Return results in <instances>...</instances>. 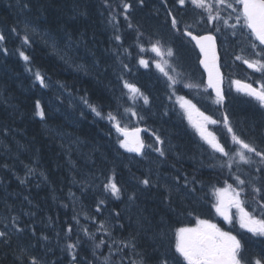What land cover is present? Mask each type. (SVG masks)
Segmentation results:
<instances>
[{
  "label": "trees",
  "instance_id": "1",
  "mask_svg": "<svg viewBox=\"0 0 264 264\" xmlns=\"http://www.w3.org/2000/svg\"><path fill=\"white\" fill-rule=\"evenodd\" d=\"M173 19L177 21L175 27ZM217 27L219 22L208 21L206 12L202 17L200 9L190 3L182 6L177 0H0V35L4 36L0 40V212L8 219L16 218L22 226V229L2 230L0 225V232L6 233L0 237V264H32L31 253L38 256L42 252L39 248L42 236L58 239L66 246H77L73 248L75 258L59 246L47 257L42 252L40 258L46 260L44 264L53 258V264H104L99 256L105 253V247H94L101 243L100 238L88 237L83 232L79 225L82 218L74 200L77 205L85 206L88 214L101 216L108 210L119 231L114 236L122 234L123 240L131 241L125 234H134L136 242H131L134 248L118 251L113 264L130 262L131 252L139 264H164V261L174 264V253L166 244L165 231L171 234L172 229L186 225L189 220L196 222L197 218H203L195 209L208 208L204 193L201 191L189 201L169 190L156 189L159 183L155 177L145 176L147 166L138 169L140 163L123 162L114 144L118 138L115 123L124 109L115 84L127 79L154 103L169 97V103L175 105L176 96L190 97L204 109H214L215 101L195 62L196 50L183 36L182 29L205 32ZM219 29L224 34L226 28ZM228 35L229 39L218 36L222 67L229 78L227 84L235 79L256 83L264 74L250 69L244 61L260 59L256 53L261 47L241 27L231 29ZM157 40L165 48H171L174 55L160 58L151 52V45ZM252 44L258 47L254 50ZM141 48L146 51L141 52ZM21 52L29 58L27 61ZM142 58L148 61V69L138 66L136 60ZM71 59L85 64L83 71L69 66L67 60ZM157 60L171 63L175 69L173 77L179 81L175 86L167 83L159 87L163 80L152 69ZM34 70L53 87L41 85ZM67 94L87 100L101 115L72 104ZM250 100L253 99L227 93L224 106L228 107L226 110L236 124L220 122L211 126L226 150L236 147L232 141V135L236 134L245 141L247 137L255 140L261 147L257 150L264 152L263 127L261 123L256 125L257 120H264V113H255L254 105L256 108L259 105ZM162 104L160 101L155 105L156 110H160ZM218 109L208 111L214 112L212 115L216 118ZM221 110L225 112L224 108ZM109 114L116 117V121L110 120ZM160 119L158 126L171 139V150L163 155L167 160L164 164L169 167L166 170L160 167L158 173L168 174L177 166L187 173L185 183L190 182V186L196 182H223L238 173L248 182L243 186L245 198L255 205L264 204L261 199L264 191H253V188L264 190V161L260 157L249 154L250 164L239 163L237 168L234 163L229 170L222 167L225 160L219 164L202 152L189 131L175 119ZM244 119L251 120V125L243 122ZM241 122L247 137L241 133ZM229 127L233 132L228 131ZM2 149L6 153H2ZM196 155H200L199 160L190 158ZM32 161L38 165L36 180L27 178V167L34 166ZM118 165L121 167L117 168ZM241 167L248 170L242 171ZM145 179L148 185L143 183ZM110 183L120 188V197L121 189L125 194H136L130 211L125 209L129 202L122 206L115 203L112 209L108 208V201L113 198L105 185ZM137 190H142L141 197ZM147 193L151 198L142 202ZM24 200L27 205L23 204ZM20 206L27 211L19 209ZM218 223L223 226L222 221ZM258 249L264 255V247Z\"/></svg>",
  "mask_w": 264,
  "mask_h": 264
},
{
  "label": "snow or ice",
  "instance_id": "2",
  "mask_svg": "<svg viewBox=\"0 0 264 264\" xmlns=\"http://www.w3.org/2000/svg\"><path fill=\"white\" fill-rule=\"evenodd\" d=\"M177 2L184 6L186 3H190L195 8L201 10V16L203 13H207L208 21L220 22L223 20L224 24H227V19H224L220 15V6H225L231 9L232 13H235V24L231 25L233 29L239 25L243 29L248 30V35L259 42V46H264V0H212V3H208L207 0H177ZM129 5H125V8ZM213 12L216 14L213 15ZM231 13H229V19H231ZM242 22V23H241ZM177 21L173 19L172 24L175 27ZM131 26V25H130ZM216 31H220L217 27ZM235 31L233 35H235ZM191 36L192 40L196 42L200 52L203 53L204 58L200 61L204 65L208 73V87L216 90L218 101L222 99L219 83L220 73L217 65V53L215 37L213 35L193 36L191 32L187 33ZM4 36L0 35V40H3ZM119 39V37H116ZM255 50L258 46L256 44L251 45ZM141 52L146 49L141 48ZM151 52L155 53L156 56L163 58L165 55L172 57L174 55L171 48H165L161 41L157 40L151 45ZM260 59L250 61L245 60L244 63L249 68L254 69L257 72L264 74V47H261L259 53ZM24 60L29 58L21 52ZM240 59V57H237ZM139 63L144 67H148V61L140 59ZM156 68L167 77L170 82V86H175L179 81L170 75L171 72H175V69L165 61L163 64L157 61L155 63ZM36 79L40 81L41 85H44V79L39 73H36ZM238 90L245 91L249 96L254 97L262 106H264V85H261L259 89L252 87L250 84L241 85L240 81H236ZM186 87H192V85H185ZM125 87L129 89L130 93L138 94L139 89L134 85L125 83ZM181 107L185 109L190 123L199 133L201 138L217 153L222 154L223 157L227 158L224 161L222 167H227L229 170L233 168L235 163L237 168L239 163L250 164L251 155L253 154L260 157L264 161V152L258 151L257 148L242 139L240 136L233 134L232 141L236 146L233 150H226L225 146L222 145L216 138V136L209 132L206 124H215L217 121L212 120L210 117L205 116L202 112L196 109V106L191 101L185 100L184 97H180ZM144 103H148V98L144 97ZM92 111L96 112L99 116L101 115L95 108ZM127 111V110H126ZM193 111L196 113V118H193ZM41 116L43 112L39 113ZM135 114V113H133ZM110 120L116 121V117L109 114ZM225 123L227 124V117H225ZM116 130L120 132L124 139L120 141V146L127 149L129 152L140 153L144 148V143L140 140L138 133L139 129L130 132L127 128H122L119 121L115 123ZM228 131L233 132L232 128L229 127ZM159 140V137H157ZM159 151V149H157ZM161 155L164 153L161 151ZM238 158V161H237ZM237 187H233L231 184H226L223 188L215 190V203L212 205L215 212L223 217L224 221L228 224L233 223L235 218L241 229H245L248 233L253 236L264 237V204L258 203L257 208L252 211L247 210L246 201L241 198V193L244 191V185L247 183L245 180L240 179L237 175L235 176ZM145 185L149 184V181L145 179L143 181ZM106 189H110L112 194L119 196L120 189L115 183L105 185ZM256 193H261L262 189L253 188ZM264 199V196L261 197ZM235 209V213H233ZM259 211V216L257 215ZM103 227V225H101ZM70 231V229H69ZM6 233L0 232V237L5 236ZM103 243V241H101ZM76 245L69 244V249L75 248ZM99 247V245H97ZM175 252L182 258L184 264H248V260L244 255V247L241 240L233 235L230 231H224L217 224L212 223L209 220H202L197 218L195 227H181L176 230L175 233ZM32 264H39V261L35 258L32 259ZM164 264H168L164 261ZM255 264H261L259 260L255 261Z\"/></svg>",
  "mask_w": 264,
  "mask_h": 264
},
{
  "label": "rangeland",
  "instance_id": "3",
  "mask_svg": "<svg viewBox=\"0 0 264 264\" xmlns=\"http://www.w3.org/2000/svg\"><path fill=\"white\" fill-rule=\"evenodd\" d=\"M227 2H229V0H227ZM229 13H231V16L234 18L235 17V13H232V11H231V9H229ZM216 13H214L213 15H215ZM232 19V18H231ZM221 21H223V20H221ZM229 22V21H228ZM228 24V23H227ZM227 24H224L223 22H222V25H227ZM30 27V26H29ZM31 28V30L34 32V33H37V31H36V29H34V28H32V27H30ZM41 36H43V35H41ZM62 56H63V58L65 57V54H62ZM158 57V56H157ZM68 62H69V66H71V67H74V68H84V65L85 64H77L75 61H73L72 59L69 61V60H67ZM157 61H159V60H157ZM67 62V63H68ZM76 63V64H75ZM76 65V66H75ZM263 80H261V82H262ZM264 84V83H263ZM127 91H128V99L130 100V101H135V95L136 94H133V93H130L129 92V89L127 88ZM185 99V98H184ZM176 102L178 103V107L177 108H179L180 110H181V113H185V115H183L184 116V118H185V120L187 119L188 120V123H189V126L192 128V131L195 133V135H196V138H197V140L199 141L198 143H200V145L199 146H201V147H203V149H205V151L206 152H210V153H214L215 151L201 138V136L199 135V133L196 131V129L193 127V125H192V123H190V121H189V119H188V115H187V113H186V111H185V109H183L180 105H181V101H180V97H177L176 99ZM186 100V99H185ZM76 101H79V100H76ZM262 106V105H261ZM263 108H264V106H262ZM139 109V107H138V105H136V104H132V103H130V105H129V107H128V112L129 113H135L134 114V117H136V111ZM153 112H154V108H152L151 109ZM157 115H159L158 113H157ZM193 118L195 119L196 118V113H195V111H193ZM173 123H175L173 120H171ZM206 127H207V124H206ZM252 143H253V141H252ZM6 151V150H5ZM214 151V152H213ZM216 153V152H215ZM197 157H198V155H196ZM46 157H48V155H46L45 156V158ZM197 157H190L191 159H198L199 160V158H200V155H199V157L197 158ZM189 157H188V159H190ZM148 160H145V162H147ZM149 163H152V164H157V165H159V164H161L162 162H156V160H152V161H150ZM23 168H25V165L23 166ZM22 168V169H23ZM28 168V170L26 171V173H27V178H33L34 180H36L37 179V174H35V168H33V167H27ZM149 168V167H148ZM148 171H151V172H154L156 175H154V177H155V181L157 182V183H159V185H160V187L162 188V190H165V191H167V190H169L171 193H179V195L180 196H182V197H187V195L185 194V192H183L182 193V191H183V188H181L179 185L180 184H182V181H180V180H177V179H175L174 177H172V176H169L168 174H159L158 172H157V170H155V167L154 166H152V167H150L149 168V170ZM157 172V173H156ZM153 173V174H154ZM153 174H152V176H153ZM180 183V184H179ZM218 188H222V187H217V188H214L215 190L216 189H218ZM215 190H211V191H208L207 192V194L209 195V197L211 198V201H210V206H211V208L212 209H214V207L212 206L214 203H215V195H214V193H215ZM137 192V194H139V196L141 197L142 196V190H137L136 191ZM6 193H9L8 191L6 192ZM151 197L149 196V194L147 193V195L146 196H143L142 197V202H144V201H148L149 199H150ZM1 201V200H0ZM3 201H4V199H2V203H3ZM74 203H75V205L76 206H78V208H79V210H80V214L82 215V220L79 222V223H82V222H85L84 224H83V226H84V228L86 229V230H90L91 228V225L92 224H95L96 225V228H93V231L95 232V233H99V234H101V235H104V232H107L108 231V228H109V226H110V222L109 221H105V220H95V218H92L91 217V215L90 214H88L87 213V211L85 212V206H82L80 203L77 205L76 204V201L74 200L73 201ZM1 203V204H2ZM24 205H27L28 203H27V201L26 200H24V203H23ZM133 203L132 202H129V204L128 205H125V209L126 210H128V211H130V208L133 206L132 205ZM19 209H22L23 211H27V209H25V208H23V207H21L20 206V208ZM14 209H11V211H13ZM7 214V213H6ZM14 221H16V218L15 219H13L12 217L10 218V219H8L6 216H5V214L4 213H2V212H0V223H2L3 224V228L5 227V228H7V229H9V230H11V229H15L14 228V225L15 226H17L18 225V223H16V222H14ZM13 222H14V224H13ZM5 223H7L8 225H7V227H6V224ZM101 225H103V227H101ZM111 225H112V223H111ZM142 235H144V234H142ZM144 236H146V235H144ZM115 239H117V238H112V240H115ZM130 240H125L124 242H129ZM43 242H44V245L46 244V246H49L48 248H50V247H52V249L54 248V245L55 246H58L59 244H58V242H56V241H50V240H43ZM120 243H121V241H117V245H120ZM129 245H128V248H131V246H132V244H131V242H129L128 243ZM110 245H114V243H112V244H110ZM46 247H44L43 249H45ZM61 249V248H60ZM52 252V251H51ZM50 252V253H51ZM49 252H48V250H46V252H45V256L48 254ZM40 256L41 255H35V252L34 253H31V259H33V258H35L36 260H38L39 261V264H44L43 263V261H46L45 259H43V258H40ZM40 259V260H39ZM52 261L53 260H51V262H48L47 264H53L52 263ZM135 264V263H134Z\"/></svg>",
  "mask_w": 264,
  "mask_h": 264
},
{
  "label": "bare ground",
  "instance_id": "4",
  "mask_svg": "<svg viewBox=\"0 0 264 264\" xmlns=\"http://www.w3.org/2000/svg\"><path fill=\"white\" fill-rule=\"evenodd\" d=\"M79 4V3H78ZM100 6V5H99ZM29 11V10H28ZM137 11V10H136ZM141 11V10H140ZM138 16H140V15H138ZM79 17V16H78ZM71 18V17H70ZM68 19V18H67ZM19 24V23H18ZM67 28V27H66ZM47 35V34H46ZM64 35V34H63ZM48 36V35H47ZM99 39V38H98ZM50 40V39H49ZM59 41V40H58ZM70 43V42H69ZM46 44V43H45ZM63 44V43H62ZM51 47V46H50ZM56 47V46H55ZM63 47L65 48V45L63 44ZM63 47H61V48H63ZM67 47V46H66ZM75 47V46H74ZM68 48V47H67ZM72 48V47H71ZM70 49V48H69ZM53 50V49H52ZM67 51H69V50H67ZM78 52V51H77ZM64 53H69V52H66L65 50H64ZM49 54V53H48ZM76 54H78V53H76ZM81 54V53H80ZM50 55V54H49ZM62 55V54H61ZM52 56V55H51ZM62 57V56H61ZM83 57V56H82ZM66 60V59H65ZM64 61V60H63ZM65 62V61H64ZM118 63H121V62H118ZM87 68V67H86ZM87 72V71H86ZM158 95V94H157ZM160 96L158 95V98H159ZM156 98V97H155ZM157 98V99H158ZM159 102L160 101H157L156 103H154L153 104V106H152V108H154V113H156V111H157V113L159 114L158 115V119L159 120H161L160 118H163V117H168V118H170V119H174V114H173V110H172V108H173V106L170 104V105H168L166 102H163V104H162V106H161V109L160 110H156L157 108H156V106L155 105H159ZM161 105V104H160ZM15 106V105H14ZM68 106V105H67ZM172 107V108H171ZM174 109V108H173ZM175 111V110H174ZM247 111V110H246ZM249 111V110H248ZM229 114L230 116H231V114H230V112H228V110H226V114ZM248 113V112H247ZM251 114V113H250ZM254 114V113H253ZM73 115V114H72ZM248 116V115H247ZM246 116V117H247ZM253 116V115H252ZM249 117H247V119H248ZM256 118V117H255ZM157 119V120H158ZM251 119H253V118H251ZM175 120H176V113H175ZM245 120V119H244ZM254 120V119H253ZM252 120V121H253ZM249 121H251V120H249ZM249 121H247V120H245V121H243V122H246V123H248V124H250L251 125V123L249 122ZM252 123H254V122H252ZM261 123V121H258L257 120V123H256V125L257 124H260ZM254 125V124H253ZM256 125H254V126H256ZM257 127V126H256ZM79 129V128H78ZM173 130V129H172ZM45 134V133H44ZM38 138V137H37ZM91 138H93V137H91ZM97 138V137H96ZM95 138V139H96ZM166 138H167V141H168V146L171 144L170 142H171V139L170 138H168L167 136H166ZM84 139V138H83ZM67 141V140H66ZM62 145V144H61ZM55 146V145H54ZM96 150V149H95ZM116 150V149H115ZM14 152V151H13ZM177 152V151H176ZM95 153V152H94ZM116 153H119L117 150H116ZM30 156V155H29ZM120 157L121 158H123V162H126V163H128L129 161H131L129 158H127V157H125V156H123L122 154H120ZM15 158V157H14ZM32 158V157H31ZM19 159V158H18ZM33 160H35L34 158H32ZM8 161V160H7ZM30 161V160H29ZM67 161V160H66ZM13 162V161H12ZM24 162V161H23ZM31 163V162H30ZM32 163H34L33 161H32ZM145 163V160L144 161H142V163L140 162V164L141 165H139V166H137V168L138 169H141V166L143 165V166H147V164H148V161L146 162V164H144ZM22 164V163H21ZM26 164H28V163H26ZM168 164H170L169 162H168ZM34 165V164H33ZM75 166V165H74ZM166 167H169V165H165V164H163L162 166H161V168H163V169H167ZM2 168V167H1ZM147 169V168H146ZM147 170H149V169H147ZM15 171V170H14ZM17 171V170H16ZM113 171V170H112ZM17 173V172H16ZM23 173V172H22ZM123 173H124V176L127 178V170L126 169H124V167H123ZM137 173V172H136ZM154 173V172H153ZM160 174V173H159ZM88 175V174H87ZM154 175H156L155 173L153 174V177H154ZM156 177V176H155ZM149 179H150V177H149ZM88 182V181H87ZM91 182V181H90ZM185 182H186V180H185ZM34 184V183H33ZM188 186H190V182H187L186 183ZM92 186V185H91ZM157 189V188H156ZM23 191V190H22ZM52 191H54V190H52ZM26 193V192H25ZM76 194V193H75ZM103 194H104V196H105V190H103ZM30 198V197H29ZM73 198V197H72ZM108 198V197H107ZM177 198V197H176ZM8 200V199H7ZM171 200V199H170ZM83 202V201H82ZM190 203V202H189ZM34 204V203H33ZM81 204V203H80ZM17 208V207H16ZM123 208V207H122ZM18 209V208H17ZM85 209H86V207H85ZM77 210L79 211V213H80V210H79V208L77 207ZM9 211V210H8ZM86 212V211H85ZM80 216H81V218H82V215L81 214H79ZM76 217V216H75ZM55 219V218H54ZM81 220H79V222H80ZM14 222H16V221H14ZM14 222H13V224H14ZM17 223V222H16ZM16 227H19L20 229H22V226L18 223V225L17 226H15L14 225V228H16ZM101 235V234H100ZM112 238H119V237H116V236H113ZM39 240V239H38ZM43 240H49L46 236H42L41 238H40V241H39V248L40 249H42V250H47V248L49 247V246H46V244L44 245V242H43ZM123 240V239H122ZM125 241V240H124ZM38 243V242H37ZM108 245L109 246H111L110 245V243H108ZM20 246V245H19ZM33 246H36V245H33ZM44 247H46L45 249H43ZM51 249H52V247H50ZM54 248H55V245H54ZM54 248L52 249V252H54ZM134 247L133 246H131V248H129V250L130 249H133ZM128 249V248H127ZM122 251H124V250H122ZM122 251H119V252H121L122 253ZM134 251V250H133ZM49 252V251H48ZM131 252V251H130ZM130 252H128V253H130ZM22 253V252H21ZM48 255H44V257H47ZM129 258H131L132 260H130V262H133V263H135V264H139L138 262H136V260H135V255H134V252H131V254H130V256H129ZM40 260V259H39ZM53 261H52V263H54V258L52 259ZM45 262V261H44ZM43 262V263H44ZM141 264H143V263H141Z\"/></svg>",
  "mask_w": 264,
  "mask_h": 264
},
{
  "label": "water",
  "instance_id": "5",
  "mask_svg": "<svg viewBox=\"0 0 264 264\" xmlns=\"http://www.w3.org/2000/svg\"><path fill=\"white\" fill-rule=\"evenodd\" d=\"M189 31H184V33L187 35ZM193 36H203V35H213V34H210V33H203V34H194L192 33ZM188 36V35H187ZM214 36V35H213ZM190 37V39L192 40L191 36H188ZM215 37V36H214ZM194 42V44L196 45V42L194 40H192ZM215 44H216V53H217V65H218V68H219V73H220V83H219V88H220V92H221V96H222V99H224V96H223V74H222V71H221V67H220V55H219V52H218V47H217V41H216V38H215ZM198 51H199V54H200V57H199V66L200 68L202 69V71L204 72V75H205V82H206V85L208 87V73L204 67L203 64L200 63V61L204 58L203 56V53L200 52V49L199 47L196 45ZM244 83L241 82V85H243ZM210 88V87H208ZM213 92V94L215 96H217L216 94V90L213 89V88H210Z\"/></svg>",
  "mask_w": 264,
  "mask_h": 264
}]
</instances>
